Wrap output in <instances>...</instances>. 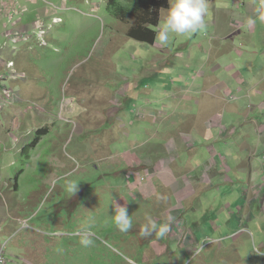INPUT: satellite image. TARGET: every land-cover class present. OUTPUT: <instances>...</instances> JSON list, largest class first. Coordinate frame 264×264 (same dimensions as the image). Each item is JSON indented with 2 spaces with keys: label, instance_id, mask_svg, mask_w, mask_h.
Segmentation results:
<instances>
[{
  "label": "rangeland",
  "instance_id": "rangeland-1",
  "mask_svg": "<svg viewBox=\"0 0 264 264\" xmlns=\"http://www.w3.org/2000/svg\"><path fill=\"white\" fill-rule=\"evenodd\" d=\"M7 2L0 0V12ZM249 3L206 0L205 29L170 34L166 44L158 35L153 44L134 40L130 34L137 18H114L108 0H26L22 18L9 24L0 13V31L1 24L5 30L0 75L13 61L17 42L5 34L30 29L38 17L26 28L17 27L29 8L46 18L48 11L63 18L52 27L48 46L36 38L28 42L30 51L22 52L27 64L16 56L27 69L19 71L21 77H5L0 87L1 97L2 88L15 96L0 109V120L11 105L24 112L18 126L15 118L0 121L12 134L5 142L0 136V243L9 236L10 264H264V202H254L253 191L244 189L245 181L264 188V174L256 176L264 171V160H235L234 177L229 173L223 182L229 152L218 145L215 149L225 155L217 158L222 166L210 176L217 169L222 176L205 184L200 174L210 158L205 147L218 143L202 135L211 132L227 144L235 142L241 128L236 118L260 113L254 105H264L261 55L232 53L258 51L253 43L264 23H247ZM253 3L258 8L264 0ZM169 6L168 0L158 12L157 34ZM208 56L204 71L199 67ZM239 59L255 62L241 66ZM204 72L207 89L199 92L194 89ZM231 76L235 81L228 80ZM256 78L260 86L249 88ZM211 118H219L226 129H209ZM262 122L264 115L249 119L256 140L264 137L257 127ZM38 127L44 132L37 138ZM112 200L127 208L132 220L127 232L113 222ZM149 218L157 226L169 224L167 234L142 235ZM23 219L29 220L26 227ZM84 236L88 246L80 243Z\"/></svg>",
  "mask_w": 264,
  "mask_h": 264
},
{
  "label": "crops",
  "instance_id": "crops-1",
  "mask_svg": "<svg viewBox=\"0 0 264 264\" xmlns=\"http://www.w3.org/2000/svg\"><path fill=\"white\" fill-rule=\"evenodd\" d=\"M28 1V0H27ZM253 1L254 0H250V3L247 5V6H245V11H246V13H247V15H249V17H256V13H257V9L258 8H260V7H258V8H256L255 7V5H254V3H253ZM24 4H26V2H24ZM30 10H29V12H28V14L24 17V19H23V21L21 20L20 22H17L16 23V26L17 27H20V28H26V27H28V26H30L31 25V23H32V21L37 17V16H42L41 14H44V13H42V12H39L38 10H35V9H31V8H29ZM45 14H46V16L48 17L47 19H51L53 16H55L57 13L56 12H54V14L53 13H51L50 14V11H48V12H45ZM44 16V15H43ZM3 20V19H2ZM2 21H0V23H1ZM2 25V31H0V40L1 39H3V37H4V26H3V24H1ZM251 26H253L252 24H251ZM1 41H3V40H1ZM35 43V42H34ZM35 44H37V43H35ZM38 45V44H37ZM253 45H255V48L258 50L257 52H247V51H245V52H243V51H241V52H239V53H236V52H232V53H235L238 57H242V56H244V54L245 53H247V55L251 58L252 56H260L261 55V57H262V60H264V31L263 32H261V35H260V39L258 40V41H254V43H253ZM20 46V47H19ZM18 47H16V48H11V50L13 51V53L15 54L14 56H13V58H11L13 61H15V63H16V69L18 70V68H19V70H18V72L19 71H21L22 69H24V70H26L27 69V67L25 68H20V67H22V65H19V60H23L22 62H25L26 63V61H27V59H26V56L27 55H23L24 53H22L23 51H24V49L25 50H27L28 52L30 51V49H31V47H30V43H27V44H21V45H19ZM28 52H25V53H28ZM18 57V59H17V57ZM23 56V57H22ZM24 58V59H23ZM208 60H209V56L207 57V59L205 60V62L203 63V62H201V64H200V69H204V71L207 69L206 68V64L208 65L209 64V62H208ZM240 60V65L242 66L243 64L245 65V63H247L246 65H248V64H250V63H253V62H255V60L254 59H251V60H243V59H239ZM245 62V63H244ZM27 64V63H26ZM226 64H227V62H226ZM228 65H231L233 68H234V66H233V64H228ZM1 66V65H0ZM199 68H197V70H200ZM220 70H222L221 68H220ZM219 70V71H220ZM23 72V71H22ZM216 71H214L213 73H215ZM26 74L27 73H25L24 74V76L25 77H27L26 76ZM203 74H204V76L206 77L207 75H205V72L204 73H200V75L202 76V81H200V80H198L199 81V83H200V85L197 87V89H194V90H199V92H201V91H203V90H206L207 88H204L205 87V85H204V83H203V80L205 79V78H203ZM25 77H23V78H25ZM246 77V76H245ZM22 78V79H23ZM230 79V81L232 82V81H235V78H233L232 76H231V78H229L228 77V80ZM257 79V78H256ZM191 81L192 82H196V81H193L192 80V78H191ZM262 80H259V79H257L256 80V82H255V85L253 86V87H249V88H251V89H257L256 87H258V86H260V85H258V84H260V82H261ZM237 82V81H236ZM242 82V81H241ZM243 83V82H242ZM226 84H227V82H226ZM239 84V83H238ZM200 86H202V88L201 89H199L200 88ZM249 88H245L244 87V93L246 94L247 92H248V89ZM191 90H193V89H191ZM226 90L227 91H229L230 89L229 88H227L226 87ZM262 90V92H264V88L263 89H261ZM255 96H257V94H254L253 95V99H256L255 98ZM260 99H263V96H261L260 97ZM193 100V98H189V97H187V102H193L192 101ZM251 101H253L254 102V100H251ZM196 102H197V100H196ZM18 106L19 105H14V106H10V107H8V108H6L5 110H3V111H5V112H2V114H3V119H1L0 121L2 122V121H5V122H8V121H10V119L11 118H15L14 119V121L12 120V123H16L17 124V126L19 125V124H21L20 122V120H21V118H20V115L21 114H24V112H22L21 111V108H20V110L18 111L17 109H18ZM234 106H236V107H238L239 108V106L237 105V104H234ZM255 106H259L260 108H261V112L260 113H249L248 115H246V113L247 112H243L244 113V116L243 117H238V118H236V120H238L239 121V123H240V125H241V128H239V129H237V133H236V135L237 136H235V138L233 139L235 142H231L230 144H227L224 140H221L220 138H218L216 135H214V134H212L211 132H210V130H209V132H210V135H206V136H204V134L202 135L204 138H203V140L204 141H207V142H210V141H212V140H214V139H217V141H218V143H213L210 147H208V145L205 147V149H206V151H208V152H210V148H212V150H211V153H212V158H210L209 159V161H210V163L212 164L213 162H214V160L216 159V154H218V157H220V159L222 158V156L224 155V152L223 151H220V150H218L219 152H220V154L222 155V156H220V154H219V152H217L216 151V149H215V146H218L219 145V147L221 148V149H228V152H229V165H228V163H227V173H225V176L223 177L222 176V172H221V170H219V169H217V172L215 173V175H213V176H210V174H213V172H214V170L208 175L209 177H208V179L206 180V178L205 179H203V183H208L211 179L210 178H212V180H213V178L217 175V177H219V173H220V175L222 176V178H221V181H223V182H226V181H228L229 180V173H230V175H231V177L233 178L234 177V175H235V171H234V166H232V163L235 161V160H239L238 162H237V164H240V162H242V161H253L254 159H258V158H262L263 160H264V137H263V139H260L259 137L257 138V140H256V136L253 134V129H252V126L249 124V119H251V121L253 122V119L254 118H256V117H263V115H264V105H254V107ZM14 114L15 115H17V117L16 116H14ZM44 115V114H43ZM45 116V115H44ZM43 116V117H44ZM25 117V116H24ZM244 117L246 118V119H244ZM8 118V119H7ZM7 120V121H6ZM25 120L26 121H28V122H31V123H33L34 124V119L32 118H30V117H28L27 119L25 118ZM34 121V122H33ZM233 121V120H232ZM225 123L226 124H229V125H232V124H230V123H227L226 121H225ZM34 126H36L35 124H34ZM33 126V128H35ZM258 128H260V127H262V129L260 130L259 129V133L260 132H262L261 133V135H263L264 134V122H262V123H260L258 126H257ZM5 128H7V125H5ZM37 129V128H36ZM38 129H41L40 127H38ZM244 130H246V133H247V135L246 134H244L243 132H244ZM9 132H5V130H3L2 129V126L0 125V136H3L4 137V142H5V137H8V138H11L12 139V134H11V130H10V128H9V130H8ZM208 131V130H207ZM242 131V132H241ZM247 131H249V132H247ZM220 135V134H219ZM233 135H234V133H233ZM232 135V136H233ZM245 135H246V137H245ZM260 135V136H261ZM213 136H215V138H212ZM247 136L248 137H250L251 138V142H248V141H246L247 140ZM223 139V138H222ZM0 144L2 145V141L0 140ZM225 145H227V146H225ZM262 145V146H261ZM251 150H256V152H254L253 154H251ZM2 152H4L3 151V149H2V147H0V158H3L4 156H2ZM245 154H248V155H250V157L249 156H247V157H245V158H242V159H239L241 156H244ZM207 161V160H206ZM206 161L205 162H203V163H206ZM259 163H261L260 161H258ZM220 164V163H219ZM204 165V164H203ZM262 165H263V167H264V162L262 163ZM205 167H206V165H205ZM218 167H220V165L219 166H217V168ZM236 168V167H235ZM257 175V177H261L262 176V174H264V171H260V172H257L256 173ZM252 174H250V176H251ZM184 178H185V176H184ZM262 179V182L264 183V178H261ZM236 180V179H235ZM262 182H260L259 181V184H261ZM200 184V183H199ZM242 184H243V182H242ZM245 185L246 186H248L247 188H244L246 191L247 190H252L253 191V198H254V202H264V188H261L260 190H257L255 187H257V184H255V185H250L248 182H246L245 181ZM255 190H257L256 192H255ZM187 191H188V189H187ZM186 191V192H187ZM239 191H241V190H239ZM144 196V195H143ZM245 194H242V198H243V200H244V202H248L247 200H245ZM18 220H19V218H18ZM8 235V234H7ZM14 264H17L16 262L14 263Z\"/></svg>",
  "mask_w": 264,
  "mask_h": 264
},
{
  "label": "clouds",
  "instance_id": "clouds-1",
  "mask_svg": "<svg viewBox=\"0 0 264 264\" xmlns=\"http://www.w3.org/2000/svg\"><path fill=\"white\" fill-rule=\"evenodd\" d=\"M169 5L170 6L167 10H163L165 12V15L163 17L162 27L157 34L161 44H166L169 41L170 34L190 35V34L198 33L205 29L204 17L207 12L206 0H169ZM54 8L56 7L54 6ZM38 17H43L48 22H50L52 18L60 17V16L56 14L51 19H47L44 16H38ZM257 20H259L261 23H264V4H262L261 7L257 9L256 17L255 18L249 17L247 23L250 25L255 24ZM22 44H27V43H22ZM48 44L49 42L47 43L46 46H48ZM39 45L45 47L40 43ZM223 128L226 129V126L223 125ZM216 151L219 152L218 150ZM209 156L210 158H212L211 150L209 152ZM216 156L217 157L212 164L210 163L209 160H207L206 163L203 165V173L202 172L200 173L201 182L203 181L205 176L209 175L216 168L217 158H219V160L221 161L220 157H218V154H216ZM220 156L222 155L220 154ZM208 164H210V166L205 167V165ZM219 165L222 166L221 163ZM112 205L114 209V215L112 218L115 226L119 231L127 232L132 227V220L128 215L127 208L119 205L113 200H112ZM168 231H169V224L165 223L157 226L156 223L149 218L148 223H146L143 226L142 235L149 236L153 232H155L159 237H163L167 234ZM80 243L83 246H88L90 244V240L88 239L87 236H84L81 238Z\"/></svg>",
  "mask_w": 264,
  "mask_h": 264
},
{
  "label": "built area",
  "instance_id": "built-area-1",
  "mask_svg": "<svg viewBox=\"0 0 264 264\" xmlns=\"http://www.w3.org/2000/svg\"><path fill=\"white\" fill-rule=\"evenodd\" d=\"M7 0H5L6 2ZM34 1V0H31ZM3 2V0H1ZM24 2L26 0H9V2L4 3L3 7L1 6L2 10L0 13H3L4 19L5 17H8L7 22L8 24L16 20L17 18L21 19L22 16L24 15V12L26 11L25 7H22L24 5ZM62 18L60 17H54L51 19L50 22H48L45 18L43 17H38L31 25V28L26 30V31H17V30H12L6 33V38L9 39V41H17V44H22V43H28L30 42L33 38H36L37 41L40 42L41 45L46 46L47 42L46 39L52 29L53 26L58 25L62 23ZM14 44V43H12ZM18 70L16 69V65L13 61H9L6 63V71L0 75V87L4 84V78L5 77H21L18 75ZM3 96H0V109H3L4 107L8 106L13 99H15L14 93L12 90H8L5 88H2ZM229 92V93H228ZM228 97L230 99H233L235 95L231 93V91H228ZM208 127H221V122L219 118H211L209 119L208 122ZM232 131V130H231ZM210 164L206 165V167H209ZM23 227H26V225L29 224L28 219H23L20 222ZM5 242L0 243V264H10V261L8 259V252H7V242L9 240V236H5Z\"/></svg>",
  "mask_w": 264,
  "mask_h": 264
},
{
  "label": "trees",
  "instance_id": "trees-1",
  "mask_svg": "<svg viewBox=\"0 0 264 264\" xmlns=\"http://www.w3.org/2000/svg\"><path fill=\"white\" fill-rule=\"evenodd\" d=\"M167 7L168 0H108L107 4L109 14L116 19L137 18L138 22L131 29L130 36L146 44L154 43L157 35L158 12ZM140 91L141 87L136 86L135 93ZM42 132L44 130L37 131V138Z\"/></svg>",
  "mask_w": 264,
  "mask_h": 264
},
{
  "label": "flooded vegetation",
  "instance_id": "flooded-vegetation-1",
  "mask_svg": "<svg viewBox=\"0 0 264 264\" xmlns=\"http://www.w3.org/2000/svg\"><path fill=\"white\" fill-rule=\"evenodd\" d=\"M5 38H6V34H5ZM6 39H7V38H6ZM3 41H5V40H3ZM19 45H21V44H19ZM19 45H16V47H18ZM16 47H15V48H16Z\"/></svg>",
  "mask_w": 264,
  "mask_h": 264
}]
</instances>
